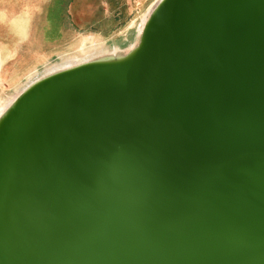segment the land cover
<instances>
[{"label":"water","instance_id":"1","mask_svg":"<svg viewBox=\"0 0 264 264\" xmlns=\"http://www.w3.org/2000/svg\"><path fill=\"white\" fill-rule=\"evenodd\" d=\"M144 15L0 114V264H264V0Z\"/></svg>","mask_w":264,"mask_h":264},{"label":"crops","instance_id":"2","mask_svg":"<svg viewBox=\"0 0 264 264\" xmlns=\"http://www.w3.org/2000/svg\"><path fill=\"white\" fill-rule=\"evenodd\" d=\"M86 1L88 3L83 4V0H0V60L4 64L18 61L25 63L30 60V56L38 55L39 51L42 54L47 49V54L42 55L43 62L46 63L61 53L65 55L68 47L82 46L80 36L83 34L77 33L76 25L81 21L79 22L77 17L87 13L92 15L86 21L91 27V39H99L98 34L94 37L93 33L94 22L98 24L99 19L94 18V12L102 15L105 22L109 15L116 13L115 7L121 0ZM155 1L127 0L123 1V8L127 14H139L135 17L136 22ZM110 19H114L113 16ZM110 27L115 30L113 25ZM51 32L58 35L53 42H48ZM110 34L112 33H107L104 37ZM68 38L71 41L62 43ZM49 54H54V57L50 58Z\"/></svg>","mask_w":264,"mask_h":264},{"label":"rangeland","instance_id":"3","mask_svg":"<svg viewBox=\"0 0 264 264\" xmlns=\"http://www.w3.org/2000/svg\"><path fill=\"white\" fill-rule=\"evenodd\" d=\"M123 1L125 2L127 0H121L120 2H118L115 7L116 13L114 15H109V19L112 18V16L114 19H107V21L104 22L102 15L95 14L94 12V18L97 17L99 19L98 24L97 22H94L93 33L94 37L96 34H98L99 39H94V41L91 39V27H89L86 21L90 19L92 15L87 13L77 17V20L79 22L81 21L80 24L76 25L78 27L77 33L80 34L79 32H82L83 34H80L82 35L80 36V38H82V46L68 47V53L66 52L65 55L61 53L55 58H53L54 54H49V57L53 59L46 63L43 62V56L47 54V49L45 50V52H42V54L39 51L38 55H35L34 57L30 56V60L25 63L18 61L12 64H4L2 60H0V106L4 105L14 96V94L16 93V89L21 83L22 85L19 86L21 88L24 86V84H26L23 82L27 80L26 77H28L29 74L39 69H41L40 73H44L53 67L61 65L65 63V61H62V59L66 56L69 59L73 58L74 60H83L84 58L90 56L95 50H100V48L98 47L108 46L112 40H119V37L124 36L128 28L133 23H135L134 20L138 17L139 14H127L125 9L123 8ZM84 3L88 2L86 0H83V4ZM83 10L85 11L86 9L83 8ZM112 20H114V22ZM112 25L113 27H115V30L111 29L110 26ZM107 33L112 34H110V36L108 37H104V35ZM49 35L50 38H48V42H53L54 39L57 38L58 34L56 32H51ZM69 41H71L70 38H68L66 41H62V43H66Z\"/></svg>","mask_w":264,"mask_h":264},{"label":"bare ground","instance_id":"4","mask_svg":"<svg viewBox=\"0 0 264 264\" xmlns=\"http://www.w3.org/2000/svg\"><path fill=\"white\" fill-rule=\"evenodd\" d=\"M145 19H146V14L144 15V17H142V24H141V26H140V28L142 27V25L144 24V21H145ZM121 39H119V40H115L114 41V43L113 44H119V43H121ZM98 48H100V50H98V51H95L94 52V54L95 53H98V52H100L101 54H103V53H106L108 50H109V48H107V47H98ZM103 48V49H102ZM105 48V49H104ZM74 62L75 63H77L78 61L77 60H70V61H67V62H65V63H63V64H61V65H58L57 67H65V66H69V65H72V64H74ZM54 68H52V69H50V71L51 70H53ZM30 78H32V77H29V79H28V82L30 81ZM19 92H20V90L19 89H17L16 90V93L14 94V96L8 101V102H6L4 105H1L0 106V114L5 110V108L12 102V100L15 98V96L16 95H19Z\"/></svg>","mask_w":264,"mask_h":264}]
</instances>
